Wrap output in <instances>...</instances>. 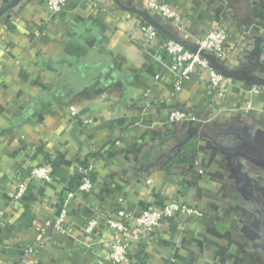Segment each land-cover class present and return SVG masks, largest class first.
Returning <instances> with one entry per match:
<instances>
[{"label": "crops", "instance_id": "1", "mask_svg": "<svg viewBox=\"0 0 264 264\" xmlns=\"http://www.w3.org/2000/svg\"><path fill=\"white\" fill-rule=\"evenodd\" d=\"M69 0L54 15L44 0H7L0 14V264H94L110 250L109 217L183 200L186 214L154 234L131 228L141 264H264V0ZM147 13L146 15L141 14ZM154 18L158 33L145 45ZM223 27L239 48L223 64L224 97L199 75L181 80L162 44L193 46ZM182 108L194 119L172 122ZM198 138L192 166L173 161ZM57 159V160H56ZM56 162H55V161ZM49 163L53 181L33 182ZM91 165L95 188L76 193ZM71 192L76 193L70 197ZM66 213V230L46 229ZM97 219L92 234L84 226Z\"/></svg>", "mask_w": 264, "mask_h": 264}, {"label": "built area", "instance_id": "2", "mask_svg": "<svg viewBox=\"0 0 264 264\" xmlns=\"http://www.w3.org/2000/svg\"><path fill=\"white\" fill-rule=\"evenodd\" d=\"M69 0H44L51 12L59 14ZM6 6L5 0H0V11ZM148 10L154 16H159L166 20H174L178 13L167 2L161 0H150ZM146 41L145 45L150 46L158 38L157 28L153 24L145 27ZM230 35L223 27H215L207 31L201 37L195 39L193 46H188L182 41L170 38L163 42L162 47L171 58V69L179 77L177 89H180L181 80L192 75H199L211 91L224 97L227 93L230 78L219 70L206 57L205 53L214 55L221 63L228 57L231 52L239 48L238 44H230ZM194 113L182 108L173 109L169 113V119L172 122H182L193 120ZM91 165H85L81 168L82 183L76 193H90L95 188V183L91 178ZM54 169L49 163H41L32 166L29 169L28 178L18 185L15 199H20L30 188L33 182H42L48 184L53 181ZM71 192L70 197L76 195ZM186 214L191 219L203 217V212L198 208L183 200H173L162 206L151 207L140 212H133L119 207L117 209L118 218L109 217L106 220L108 230L112 232L113 238L108 254L104 258H97L94 264H141L130 254L132 235L131 228L143 230L147 233L154 234L156 230L180 215ZM66 213L63 212L55 221H47L45 229L37 238V244L29 247L30 252H35L37 247L41 246L45 238L46 229L54 228L56 230H66ZM98 226L97 219H91L85 226L84 232L92 234Z\"/></svg>", "mask_w": 264, "mask_h": 264}, {"label": "trees", "instance_id": "3", "mask_svg": "<svg viewBox=\"0 0 264 264\" xmlns=\"http://www.w3.org/2000/svg\"><path fill=\"white\" fill-rule=\"evenodd\" d=\"M5 1H7V0H5ZM157 31L159 34L165 35L164 32L158 28H157ZM165 37H168V36L165 35ZM198 157H199L198 138L196 135H194L192 138H190L185 143L181 154H179V156L177 157V160H176V158H174L173 161H175V162L181 161V162L189 163L193 166L194 163L197 161Z\"/></svg>", "mask_w": 264, "mask_h": 264}, {"label": "water", "instance_id": "4", "mask_svg": "<svg viewBox=\"0 0 264 264\" xmlns=\"http://www.w3.org/2000/svg\"><path fill=\"white\" fill-rule=\"evenodd\" d=\"M5 11V8H3L1 11H0V14H2L3 12ZM141 14L143 15H146L147 16V13H143L141 12ZM151 20V24H153L156 28H161V25L152 17L150 18ZM184 43V42H183ZM185 44V43H184ZM205 57L210 61L212 62L219 70H221L222 72H224L227 76H230L231 73L228 71V69L224 66L223 63H221L214 55H210V54H207L205 53L204 54Z\"/></svg>", "mask_w": 264, "mask_h": 264}]
</instances>
